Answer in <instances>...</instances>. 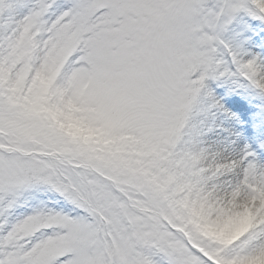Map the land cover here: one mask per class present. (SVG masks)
Returning a JSON list of instances; mask_svg holds the SVG:
<instances>
[{
  "label": "snow or ice",
  "instance_id": "obj_1",
  "mask_svg": "<svg viewBox=\"0 0 264 264\" xmlns=\"http://www.w3.org/2000/svg\"><path fill=\"white\" fill-rule=\"evenodd\" d=\"M213 82L264 100V0H0V264H264V135L203 146Z\"/></svg>",
  "mask_w": 264,
  "mask_h": 264
},
{
  "label": "rangeland",
  "instance_id": "obj_2",
  "mask_svg": "<svg viewBox=\"0 0 264 264\" xmlns=\"http://www.w3.org/2000/svg\"><path fill=\"white\" fill-rule=\"evenodd\" d=\"M63 4L64 0H58ZM212 87L216 90L221 102L224 104L226 112L215 113L210 116L195 115L191 121L200 131L199 139L203 146L211 150L221 151L220 146L216 143L218 136H224L229 145H236L234 150L242 147L244 144H253L255 136L264 135V123H261L257 114L264 105L261 100L251 90L248 92L230 93L227 85L218 87L213 82ZM229 100L242 102L243 109L233 111L228 107ZM229 114H234V117ZM242 115V116H241ZM247 129V132L245 131ZM226 151V150H225ZM47 205L49 207L60 208L63 206V200L58 194L48 191L44 187H37L25 191L20 197V204L13 210L12 219L29 214L34 208ZM67 210V209H66Z\"/></svg>",
  "mask_w": 264,
  "mask_h": 264
},
{
  "label": "bare ground",
  "instance_id": "obj_3",
  "mask_svg": "<svg viewBox=\"0 0 264 264\" xmlns=\"http://www.w3.org/2000/svg\"><path fill=\"white\" fill-rule=\"evenodd\" d=\"M228 107L231 108L233 111H241L243 109L242 102L240 100L232 101V103L229 100ZM216 138H218V140H216V143L220 146L219 149L223 151L226 150L225 154H228L234 150L232 148H234L236 145H229L228 142L225 140L224 136H218Z\"/></svg>",
  "mask_w": 264,
  "mask_h": 264
}]
</instances>
